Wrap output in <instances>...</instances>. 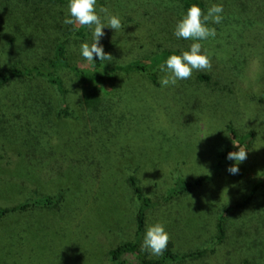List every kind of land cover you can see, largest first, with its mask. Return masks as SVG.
Returning a JSON list of instances; mask_svg holds the SVG:
<instances>
[{"label":"rangeland","instance_id":"1","mask_svg":"<svg viewBox=\"0 0 264 264\" xmlns=\"http://www.w3.org/2000/svg\"><path fill=\"white\" fill-rule=\"evenodd\" d=\"M65 1L68 4L69 0ZM144 1L97 0V10L100 6L109 8L123 25L116 32L107 27L104 29L105 35L100 44L113 57L107 64L149 61L164 51L181 53L188 50L182 43L163 38V33L160 34L157 28L141 20L134 12L153 11L162 14L164 20L175 13L172 23L176 25L186 13L181 0H146L148 4L141 7L140 3ZM207 3L208 8L213 4L209 0ZM10 4L14 9L17 5L20 16L26 13L23 12L24 5L17 4L16 0ZM7 7V3L0 5V15ZM250 19L253 21V17ZM253 22L251 28H264L261 18H255ZM214 24L209 22L208 26L216 29L215 38L200 43L211 61L214 60L220 69L225 67L223 76L228 82L236 76L233 94L226 99L229 102L205 106L211 99L203 97L205 85L199 83H190L187 98L174 105L165 93L146 95L141 92L142 85L146 86L141 78L129 79L125 88L116 82L115 86H120L122 90L131 89L126 101L133 107L126 121L127 128L133 133L128 139L115 138L112 141L119 147L127 140L130 150L117 163L115 172L118 178H124L140 166L136 176L142 186L160 193L177 176L189 180L209 176V181L202 187L152 214L148 226L162 223L177 252L207 251L212 257L205 258L206 264H264V109L256 102V99H262L264 90V49L261 50L250 36V39L247 38L250 47L240 49L237 52L239 56L231 45H227L225 29L221 26L217 28ZM27 37V33L12 26L0 32V68L9 67L17 59L31 60L27 53L21 52ZM74 40L71 37L68 44L73 52L76 51L74 62L85 67L88 62L80 54V46L77 45L78 49ZM224 73L229 74L225 76ZM16 88L9 90V95H14ZM5 93L0 95L2 102L8 95ZM138 108L142 110L137 111ZM149 110L153 118L149 117ZM40 115L28 113L23 116V124H20L12 121L14 114L9 113L6 120L10 119V124L22 129L14 136L6 129L9 123L4 119L0 121V151L6 153L5 159L0 161V205L12 207L19 203V198L26 195L25 190L54 193L62 188L67 189L69 180L61 177L69 166L70 157L64 159L62 153L68 149L66 142L68 138L75 137L79 125L77 122L65 124L53 117L51 129L47 127L46 130L49 129L52 138L48 152H55V155L44 158L40 164L36 161L31 164L26 152L34 144V135L44 130ZM231 121L241 137L253 131L256 133L255 140L245 148L248 151L247 159L238 165V174L228 171L235 164L233 160H229L223 168H216V154L233 146V139L225 128ZM148 126L166 134L163 132L164 135L156 140L138 138L134 130H145ZM107 132L103 130V136ZM172 145H177L175 152L171 149ZM173 173L176 175L173 176ZM110 181L113 185L108 188H102L104 186L97 181L93 187H78V191L83 190L81 193L76 194L74 188L66 191L71 198L87 191V202L82 204L79 212L69 211V208L66 211L62 209L58 214L33 211L0 221V264H109L107 252L122 240L131 239L134 232L131 218L133 207L128 193L118 180L111 178ZM257 184L262 186L251 202L238 207ZM14 187L17 188L12 189ZM18 187L22 190L20 193ZM219 212L228 216V240L214 247L215 223Z\"/></svg>","mask_w":264,"mask_h":264},{"label":"trees","instance_id":"2","mask_svg":"<svg viewBox=\"0 0 264 264\" xmlns=\"http://www.w3.org/2000/svg\"><path fill=\"white\" fill-rule=\"evenodd\" d=\"M13 1L0 0V5L8 4V7L4 8L0 15V32L4 31L6 27L12 26L15 30L27 33L28 37L21 47V52L27 53L31 60L17 59V62L10 64L9 67L6 65L0 68V95L5 92L8 94L4 98L5 102L0 99V121L4 119L8 122L6 129L11 135H16L22 129L10 124L11 120L23 124V116H27L28 113L41 114L40 122L44 126V130H40L34 135V144L29 148V152H26L31 164L34 161L40 164L44 158L49 159L55 155V152H48L52 141L49 129L53 125V117L65 124L77 122L79 126L73 139L66 136L68 151L62 153V158L70 157L68 159L69 166L61 177L69 180L67 189L62 188L54 193L25 190L27 196L19 198V203L12 207L6 206V204L0 205V221L16 214L33 211L58 214L62 209L66 211L69 208V211L79 212L83 208L82 204L87 202L85 199L87 191L73 198L67 196L66 191H72L74 188L77 190L76 194L77 192L81 193L83 190L78 191V187L84 185L93 187L97 181L104 186L102 188H108L113 185L110 181L111 178H115L127 191L133 207L131 218L134 221V232L131 239L122 240L107 252L109 264H194L197 262L206 264L205 258L212 257L207 251L180 253L174 249L171 241L161 256L151 257L149 253L141 251L143 236L151 215L160 210L162 206L180 201L202 187L209 181V176L194 180L177 176L163 193L153 192L142 186L140 179L136 176V171L140 166L134 168L133 172H129L124 178H118L115 167L120 160L124 159V156L129 154L130 150L127 140H124L125 142L119 147L115 146L112 141L115 138L128 139L130 133H133L127 128L126 121L127 116L131 114L129 110L133 106L126 101V95L131 92V89L122 90L120 86H115L117 85L115 83L119 82L125 88L128 86L129 79L141 78L146 84V86L142 85L141 92L146 95L148 93H158L159 95L165 93L168 100L174 105L180 104V100L183 101L184 98H187L190 83H199L206 87L202 92L203 97L211 99L205 105L210 107L212 104L215 106L229 102L226 99L233 94L232 87L236 76L232 77L231 82H228L223 76L225 67L220 69L219 65L212 60L210 71L194 70L190 79L180 80L175 86L162 87L160 79L165 73L158 69L159 66L166 61L169 55L180 54L167 51L159 53L149 61L134 60L128 63L107 64L94 58V63L80 67L74 62L76 51L73 52L68 47L70 38L75 39L76 46H80L81 43L91 42L92 32L88 28H76L64 23L68 6L65 0H16L17 4L24 5L23 12L26 11V13L22 16L16 9L17 5L15 9L12 8L10 3ZM209 1L213 4L223 5V20L214 25L217 28L221 26L228 33H226L228 36L225 39L227 45L232 46V50L237 53L240 49L250 47L247 42V38L250 36L257 42L261 50L264 49V28H259L260 30L251 28L255 18L264 20V0ZM207 2L208 0H181L185 10L192 4H197L204 12L208 8ZM147 4L146 0L140 3L141 7ZM134 12L141 20L151 24L153 28H157L160 34L163 33V38L182 43L189 49L193 41L178 39L174 35L176 25L172 21L175 18L173 15L175 13L171 14L172 16L168 20H164L162 14H156L153 11L150 13L135 10ZM227 15L230 17L234 15V18L226 17ZM252 17L253 21L250 19ZM104 51L107 53L106 49ZM238 55L240 56V54ZM227 74L229 73H224L225 76ZM11 89H14L11 91V93L14 92V95H9ZM256 102L260 104L259 107L264 109V90L262 99H256ZM32 110L37 112L33 113ZM141 110V108L137 109V111ZM151 110L154 111L153 108ZM151 110H149V117L153 118ZM9 113H13L14 116L11 120H6ZM47 127L48 130H46ZM225 128L239 147L248 148L256 138L254 131L245 137L239 136L232 121L228 122ZM103 130L108 131L105 136H103ZM134 132L138 138L145 140L160 139V136L164 135L162 134L164 131L158 132L152 126L146 127L145 130L137 128ZM177 137L179 138V136ZM63 139L65 140L64 136L62 137L64 142ZM176 146L172 145L171 149L176 150ZM238 146H230L220 154H216L217 169L225 167L229 161L228 153L238 151ZM5 157L6 153L0 151V161ZM175 175L173 173V176ZM261 186L262 184L255 185L250 196L238 204V207L249 204ZM154 189L156 190V186ZM18 190L19 193L22 191L19 187ZM228 232V216H225L224 212H219L215 223L214 247L227 243Z\"/></svg>","mask_w":264,"mask_h":264},{"label":"clouds","instance_id":"3","mask_svg":"<svg viewBox=\"0 0 264 264\" xmlns=\"http://www.w3.org/2000/svg\"><path fill=\"white\" fill-rule=\"evenodd\" d=\"M222 13V4L211 5L206 14L197 4H192L186 10V13L182 15L175 26L174 35L178 39L193 42L188 50H184L180 54L169 55L166 61L159 66L160 71L165 73L160 79L162 87L175 86L180 80L190 79L194 70H211L210 55L206 50H203L200 41L215 38L216 29L209 27L208 24L209 22L221 23L223 20ZM64 23L91 30L92 42L80 44V54L89 64L94 63V58H98L102 62L113 60L112 55L104 51L100 40L105 35L104 29L106 27L116 32L123 25L121 19L112 14L109 8L100 6L97 10V0H69ZM232 143L234 146H238L234 140ZM238 148V151L229 152L227 155V159L235 161V164L228 168L231 174H238V165L247 159L248 151L243 147L238 146ZM169 241L170 235L162 223L151 224L146 228L143 236L141 251L147 252L151 256H161L167 250Z\"/></svg>","mask_w":264,"mask_h":264}]
</instances>
